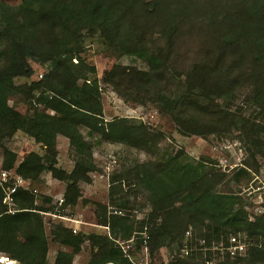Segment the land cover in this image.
Listing matches in <instances>:
<instances>
[{
  "label": "trees",
  "instance_id": "1",
  "mask_svg": "<svg viewBox=\"0 0 264 264\" xmlns=\"http://www.w3.org/2000/svg\"><path fill=\"white\" fill-rule=\"evenodd\" d=\"M19 1L16 6L0 1L2 169L15 168L31 181L49 172L65 182L61 207L74 206L81 195L79 182H90V172L97 169L81 127L106 142L147 152L156 149L160 132L127 117L104 119L96 68L79 55L86 34H97L105 53L134 56L147 66L118 67L108 78L118 94L134 102H154L185 135L240 129L248 153L245 165L258 170L257 157L264 160V0ZM30 59L48 63V71L29 85L14 84V77L32 74ZM11 92L34 98L44 110L35 106L31 114L21 113L8 104ZM17 130L40 143L44 154L31 151L16 163V153L3 142ZM57 135L69 141L74 157L69 172L57 166ZM207 160L189 158L180 148L112 174L108 202H96L94 210L96 223L106 226L108 235L72 234L62 223L53 225L52 239L72 251L58 250L52 264H72L85 239L93 250L87 264H133L115 240L137 237L142 231L151 255L179 242L180 249L186 244L189 251L169 264H206L193 256L197 253L188 242L182 243L190 226L204 229L199 240L204 238L208 247L213 240L227 245L231 235L244 238L245 254L235 260L264 264V214L250 221L237 196L217 188L227 174ZM240 172L232 176L236 183ZM123 181L144 190L149 206L145 220L109 211V205L126 206ZM3 194L0 187V252L21 264H47L40 211L49 208L36 205V194L30 190L19 189L17 211L6 213ZM44 200L49 203L52 198ZM143 240L138 236V246ZM224 256L229 259L227 253Z\"/></svg>",
  "mask_w": 264,
  "mask_h": 264
},
{
  "label": "rangeland",
  "instance_id": "2",
  "mask_svg": "<svg viewBox=\"0 0 264 264\" xmlns=\"http://www.w3.org/2000/svg\"><path fill=\"white\" fill-rule=\"evenodd\" d=\"M12 6L20 4L19 0H0ZM79 55L89 65H94L96 68L95 76L98 80V87L100 91V100L102 103V111L105 120H111L117 117H127L136 121H140L155 132L162 134L161 139L157 143L156 149L153 152H147L137 147H130L119 143H110L100 139V136L90 131L88 128L81 127L82 134L86 137L87 141L91 143L93 151L94 164L97 169L90 172V182H79L80 197L74 206L66 205L64 207L57 206L54 203L55 198L63 195L65 182L60 181L51 176L47 171L43 172L38 181H31L32 187L37 189L34 203L44 208H49L47 214H40L44 224V232L47 236V253L46 263L52 264L58 250L72 251L68 246H64L58 241L52 239L50 229L57 223H62L68 228L72 234H100L108 235V228L97 224L94 210L95 203L100 202L107 204L108 202V187L109 177L112 174H122L124 170L145 162L149 159L160 158L166 153L183 149L189 158L199 160L201 157L207 158L212 162H217V167L221 172H225L227 177L225 183L218 185V189L237 192L244 182L236 183L232 180L234 172L238 171L239 167L229 169V165L234 163L239 164L240 159L245 163L247 159L246 144L241 139V131L238 128H233L230 132L222 134L213 132L206 136L200 135H185L182 134L172 117L168 113L159 112L156 104L152 101H144L143 103L127 100L118 94L109 84V76L115 72L120 66H131L140 69H147L146 64L139 58L134 56H116L109 55L104 51V44L99 35L93 36L86 34V38ZM77 60L74 58L73 62ZM32 67V74L28 77L17 76L13 78L16 85H29L31 82L41 79L49 67L48 63H38L35 60H28ZM35 94V91L32 92ZM8 104L23 114H31L35 106L39 110H44L40 104H36L34 98H26L23 94L11 92L8 95ZM234 109V108H233ZM48 111V110H47ZM50 112V111H49ZM57 149V166L69 172L74 164V157L70 150L69 141L62 135H57L54 140ZM3 145L16 153V163L19 162L29 152L35 151L39 154H44V147L36 142L31 136L27 135L22 130H17L9 139L4 140ZM238 147L244 151V157L236 155ZM236 152V153H235ZM237 156V158H236ZM3 158V148L0 146V169ZM222 158L226 160L222 163L219 162ZM258 158V170L250 165L249 169L254 172L264 174V160ZM224 164H229L224 168ZM246 164V163H245ZM208 167H211L208 165ZM213 167V166H212ZM248 167V166H247ZM241 168V167H240ZM222 169L226 170L223 171ZM246 170V169H245ZM247 173L248 171H243ZM229 179L226 182V179ZM123 189V196H127L126 206L124 208H117L115 206H108L109 211H115L117 214H126L133 218L135 221L145 220L146 213L149 211L148 202L144 196V190L139 186L123 181L121 183ZM140 191V192H139ZM126 194V195H125ZM44 196H49L52 201L45 202ZM53 208H52V207ZM44 212V211H43ZM53 214V215H52ZM55 214V215H54ZM59 216L71 218V220H62ZM145 218V219H144ZM74 220V221H72ZM75 229V232H73ZM191 237L182 239V243L188 242L191 250L197 254L193 256L198 257L206 264H248L244 260H235L236 257L229 259L224 255L219 254L216 246L219 244L213 240L211 246L201 244L199 238L205 234L204 229L200 230L197 227L190 226ZM130 239L118 238L115 240L117 246L128 255L133 264H169L170 262L178 261L177 258H185L186 254L180 249L179 242H174L171 245H165L158 249L151 255L149 248L146 247L147 239L144 241L147 234L142 231ZM242 235V234H241ZM142 239V243L138 246L136 239ZM23 240V236H18ZM247 243V241H246ZM198 246H200L198 248ZM189 251V250H188ZM206 251L205 253H200ZM90 242L85 239L82 243L80 250L74 254L72 264H87L92 256ZM241 254L240 256H243ZM0 257H9L7 254L0 252ZM10 258V257H9ZM12 259V258H11ZM204 259V260H203ZM15 260V259H13ZM185 260V259H184ZM197 260V259H196ZM16 264H21L15 260ZM200 261V260H199ZM206 261H209L208 263ZM188 261H182L179 264H186Z\"/></svg>",
  "mask_w": 264,
  "mask_h": 264
},
{
  "label": "built area",
  "instance_id": "3",
  "mask_svg": "<svg viewBox=\"0 0 264 264\" xmlns=\"http://www.w3.org/2000/svg\"><path fill=\"white\" fill-rule=\"evenodd\" d=\"M238 151L236 155L239 157H244V151L240 147L237 148ZM236 156V158H237ZM244 158L240 159L239 164L234 163L233 165L224 164V168L228 167L229 169H233V167H239L238 171L241 170L239 175V183L244 182V184L240 187V189L237 192H231L234 195L237 196V200L241 202L242 208L246 211L248 219L250 221H253L257 216H260L264 214V174L259 172H254L245 165L243 162ZM225 161V158H222L219 160L220 163ZM216 162V167H217ZM241 167V168H240ZM218 169V168H217ZM247 170L249 176L247 177L246 174L243 172V170ZM223 171H226L222 169ZM245 170V171H246ZM237 171V172H238ZM235 173V172H234ZM0 187L2 188L4 194L2 198V203L6 205V213L13 214L17 211V209L14 207V201H15V194L19 189L23 190H30L33 194L38 193L37 189L32 187L31 180L22 177L20 174H18L13 169H0ZM228 191V190H227ZM54 203L57 206H62L64 203L63 195H59L57 198H55ZM42 214H47L49 212H43L40 211ZM53 215V214H52ZM55 215V214H54ZM62 220H71L69 217L65 216H59ZM74 221V220H72ZM73 232H75V229H73ZM190 230H187L185 233V236L190 237L191 235ZM147 238V236H145ZM201 244H205V239H200ZM246 240L244 238H241L240 236L231 235L229 237V241L227 245H224L220 243L218 246H216L219 254H228L231 258H234L236 256H240L245 252V249L247 247ZM184 252H187L189 249L183 246ZM15 261V260H14ZM207 263L209 261H206ZM16 263V261H15Z\"/></svg>",
  "mask_w": 264,
  "mask_h": 264
},
{
  "label": "bare ground",
  "instance_id": "4",
  "mask_svg": "<svg viewBox=\"0 0 264 264\" xmlns=\"http://www.w3.org/2000/svg\"><path fill=\"white\" fill-rule=\"evenodd\" d=\"M0 264H16V263L11 258H8V257L7 258L6 257H0Z\"/></svg>",
  "mask_w": 264,
  "mask_h": 264
}]
</instances>
